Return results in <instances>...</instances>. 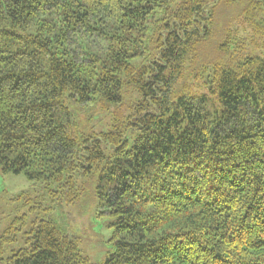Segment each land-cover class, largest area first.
<instances>
[{"label":"trees","instance_id":"trees-1","mask_svg":"<svg viewBox=\"0 0 264 264\" xmlns=\"http://www.w3.org/2000/svg\"><path fill=\"white\" fill-rule=\"evenodd\" d=\"M0 24V167L45 189L0 264H94L57 202L110 220L98 264H264V0H0Z\"/></svg>","mask_w":264,"mask_h":264},{"label":"rangeland","instance_id":"rangeland-1","mask_svg":"<svg viewBox=\"0 0 264 264\" xmlns=\"http://www.w3.org/2000/svg\"><path fill=\"white\" fill-rule=\"evenodd\" d=\"M9 31L8 27L0 24V49L17 48V39L9 34ZM69 106L81 133L94 136L110 131L111 115L102 112L97 106L90 105L85 108L76 104ZM22 192L38 197L45 194V189L43 184L30 182L23 174H5L0 167V235L15 215L17 204L11 200ZM45 205L51 206L52 203L47 201ZM98 212L96 204L81 203L71 207L57 202L49 215L58 226L81 240V251L94 264L104 262L113 250L110 220L99 217Z\"/></svg>","mask_w":264,"mask_h":264}]
</instances>
